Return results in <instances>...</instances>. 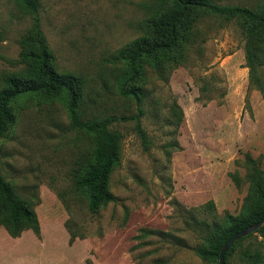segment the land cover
Returning <instances> with one entry per match:
<instances>
[{
    "label": "rangeland",
    "instance_id": "374dc122",
    "mask_svg": "<svg viewBox=\"0 0 264 264\" xmlns=\"http://www.w3.org/2000/svg\"><path fill=\"white\" fill-rule=\"evenodd\" d=\"M210 1L264 8V0ZM37 6L57 71L84 80L81 119H119L110 130L122 139L120 162L109 179L114 201L90 212L76 182L94 137L72 128L62 99L19 98L0 139V174L31 206L40 233L12 238L0 227V264H212L193 252L204 236L197 222L239 215L248 193L246 153L264 172V55L257 87L249 89L242 26L216 16L200 20L180 65L161 74L146 67L139 84L144 144L126 119L137 105L120 91L117 52L147 33L155 0H37ZM31 23L15 0H0V89L4 77L25 70L20 40ZM174 110L182 113L179 122ZM246 248L260 250L264 264L258 236L234 248L228 264H244Z\"/></svg>",
    "mask_w": 264,
    "mask_h": 264
},
{
    "label": "trees",
    "instance_id": "16d2710c",
    "mask_svg": "<svg viewBox=\"0 0 264 264\" xmlns=\"http://www.w3.org/2000/svg\"><path fill=\"white\" fill-rule=\"evenodd\" d=\"M16 5L32 16L31 27L21 38L20 60L25 64L22 75L4 77L0 89V139L12 124V110L21 97L38 95L46 100L62 99L69 115L72 128L94 137V146L76 187L87 198L90 212L96 213L114 201L109 190V179L120 162V142L118 132L110 126L119 119L107 117L102 120H82L78 107L84 88L81 76L60 73L55 67V57L49 49L41 30L37 0H15ZM156 13L147 21V33L135 39L117 52V59L123 64L124 82L120 91L132 97L137 105V114L131 118L134 129L144 144L147 143L141 119L142 87L139 85L146 73V67L157 74L165 69L180 65L184 59L185 47L195 41L197 23L205 17L216 16L225 20H236L242 26L245 38L246 67L249 70V89L255 88L256 65L264 55V8L252 9L243 6H220L210 0H155ZM173 117L179 122L182 113L174 110ZM243 164L248 183V193L241 212L237 216L225 214L211 222H197L204 231L202 242L193 248L197 257L207 263L218 264L221 247L236 233L264 219V172L249 153L244 155ZM236 186L240 185L237 172L230 174ZM212 203L204 208L209 211ZM0 227L17 238L23 231L30 230L39 236L37 217L11 185L0 174ZM261 237L264 241V225L257 232L237 241L225 255L228 257L244 239ZM241 259L244 264H261L262 252L257 248H246Z\"/></svg>",
    "mask_w": 264,
    "mask_h": 264
},
{
    "label": "water",
    "instance_id": "95a60500",
    "mask_svg": "<svg viewBox=\"0 0 264 264\" xmlns=\"http://www.w3.org/2000/svg\"><path fill=\"white\" fill-rule=\"evenodd\" d=\"M264 225V219H262L261 221L248 226L246 228H244L243 230H241L240 232L234 234L222 247L219 253V260H218V264H225V255L226 253L230 250V248L240 239L245 238L247 236H249L250 234H253L255 232H257V230H259L262 226Z\"/></svg>",
    "mask_w": 264,
    "mask_h": 264
}]
</instances>
